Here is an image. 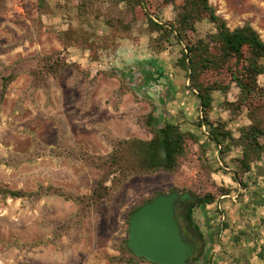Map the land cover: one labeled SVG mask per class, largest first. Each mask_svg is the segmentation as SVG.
<instances>
[{
    "label": "rangeland",
    "instance_id": "rangeland-1",
    "mask_svg": "<svg viewBox=\"0 0 264 264\" xmlns=\"http://www.w3.org/2000/svg\"><path fill=\"white\" fill-rule=\"evenodd\" d=\"M209 1L230 28L249 22L264 40V0ZM49 3L53 13L41 17L44 26L36 31L35 0H5L0 7V70L3 64L19 57L60 51L67 61L86 71L88 77L67 68L58 77L50 78L48 91L39 88L33 93L27 92L30 77L25 73L11 83L0 111V185L32 191L40 184H53L88 193L98 173L68 158L55 157L51 149L62 143L81 146L92 153H106L116 138H147L143 120L148 113L155 116L156 124L178 123L182 129L199 136L197 142L187 141L186 155L177 173L156 172L130 178L111 203L94 206L80 226L55 243L26 245L51 237L45 223L69 217L76 210L72 201L47 196L34 201L0 198V264H115L108 257L118 254L120 242L127 236L128 214L135 206L159 193L188 191L201 197L214 193L217 186L234 185L236 168L231 158L238 156L240 150L228 153L224 164L216 145L202 136L197 123L198 98L185 88L189 82L175 65L177 45L172 44L159 54L153 52L148 46L147 25L138 22L134 24L138 42L117 40L112 50H100L99 59L91 61L83 44L64 50L55 33L65 30L69 22L76 24L75 10L65 0ZM172 18L171 8L160 14L161 20ZM93 24L94 28H85L97 35L105 31L101 22ZM210 29H213L210 23L200 25L201 33ZM147 67H160L171 79L167 88H158L160 110L153 90L145 83L146 75L141 74ZM161 70L158 75H162ZM108 71L115 74L108 76L105 74ZM120 78L126 81L127 90L123 94L118 92ZM259 82L264 84V76L259 77ZM238 92L234 85L226 95L214 91L211 118L228 120L231 114L226 103L234 101ZM246 123L248 119L242 111L236 120L228 122V127L234 132ZM205 164L212 169L209 173ZM222 203L219 211L208 213L207 217L220 216L224 227L219 231L218 220L215 226L203 228L207 246L193 264H245L240 254L234 252L239 239L228 247L227 235L222 238L225 249L220 245L219 235L230 224L224 203L240 209L234 200Z\"/></svg>",
    "mask_w": 264,
    "mask_h": 264
},
{
    "label": "trees",
    "instance_id": "trees-1",
    "mask_svg": "<svg viewBox=\"0 0 264 264\" xmlns=\"http://www.w3.org/2000/svg\"><path fill=\"white\" fill-rule=\"evenodd\" d=\"M74 10L73 20L65 30L55 31L63 49L83 44L89 50L91 61L99 59L100 50H112L119 39L138 42L134 34V24L144 22L149 34V48L159 54L168 50L172 44L179 48L175 62L184 72L188 85L185 88L199 101L197 115L198 127L202 136L219 150V159L233 149L240 154L231 158L235 165L233 180L244 189L247 183L244 175L250 170L252 162L264 159V84L259 77L264 76V40L249 23L230 28L225 18L209 0H65ZM5 0H0V7ZM37 17L33 24L36 31L44 26L41 17L53 13L49 0H35ZM171 8L173 18L161 20L160 14ZM99 23L105 27L101 35L89 32L85 26L94 28ZM203 22L210 23L213 29L200 32ZM83 71L75 62L67 61L66 56L55 51L48 55L34 54L19 57L9 64H3L0 70V111L11 83L20 74H27L30 83L27 92L33 93L39 88L49 89L51 77H58L65 69ZM113 76L114 71L105 72ZM123 94L125 80L120 78ZM238 90L234 101L227 102L231 117L228 120L211 118L213 110V92L226 95L231 86ZM123 86V87H122ZM124 88V89H123ZM245 111L248 123L238 128L235 136L228 122L236 120L240 112ZM144 127L149 137L137 136L116 138L106 153H92L81 146L57 144L51 149L57 158H68L81 163L85 168L96 171L98 177L88 193L58 187L53 184L38 185L35 190L11 189L0 185V198L38 200L41 197H60L72 201L76 210L61 222H46L52 236L26 243L28 246L55 243L64 234L80 226L89 211L101 202L111 203L124 184L134 176H143L164 172L177 173L186 155L187 141L197 142L199 136L184 130L178 123L165 121L156 124L152 113L144 116ZM204 127V131L202 128ZM207 132V134L205 133ZM209 173L212 169L205 164ZM231 188L217 186L214 193H205L200 203L209 204L218 197L228 195ZM160 194V193H159ZM144 203L152 200L155 196ZM143 203V204H144ZM142 205V204H141ZM141 205L135 206L128 214L127 236L120 242L118 254L108 257L115 264H140L150 262L135 255L127 246L128 225L131 214ZM219 211V210H218ZM224 225V223H222Z\"/></svg>",
    "mask_w": 264,
    "mask_h": 264
},
{
    "label": "crops",
    "instance_id": "crops-1",
    "mask_svg": "<svg viewBox=\"0 0 264 264\" xmlns=\"http://www.w3.org/2000/svg\"><path fill=\"white\" fill-rule=\"evenodd\" d=\"M167 10V9H166ZM165 10V11H166ZM124 40V39H119ZM123 43H121V47ZM137 59V58H136ZM160 67L149 68L152 70V76L147 77V86L150 89H154L161 85V88H167L171 84V79L167 77V74L163 73ZM162 72V76L158 75V72ZM158 96L157 93H154ZM197 103L199 101L197 99ZM224 116V115H223ZM235 136L238 135V130L234 131ZM239 151L238 149H234ZM243 181L247 183V187L242 189L237 182L227 185L231 188V192L228 195L218 197L214 202L205 207L208 213H214L222 208L223 200H233L235 204L240 207L239 210L236 207H230L227 203H224L228 209L227 216L230 220L229 226L222 232L220 236V245L223 249L225 246L222 242V238L229 236L227 246L233 244V240H238L234 244V252L240 254L241 261L245 264H264V159L252 162L250 170L244 175ZM236 183V184H235ZM235 187V188H234ZM234 204V205H235ZM214 219L210 220L209 219ZM219 220V231L222 227V219L220 216L210 215L205 218V229H209L212 225L215 226ZM216 222V223H215ZM224 227V225H223ZM213 228V227H212ZM224 240V239H223ZM243 258V259H242ZM238 263L239 259L234 258Z\"/></svg>",
    "mask_w": 264,
    "mask_h": 264
},
{
    "label": "water",
    "instance_id": "water-1",
    "mask_svg": "<svg viewBox=\"0 0 264 264\" xmlns=\"http://www.w3.org/2000/svg\"><path fill=\"white\" fill-rule=\"evenodd\" d=\"M154 97L160 110L158 96ZM176 197V192L160 193L131 214L126 244L135 255L157 264H189L192 249L175 219Z\"/></svg>",
    "mask_w": 264,
    "mask_h": 264
},
{
    "label": "flooded vegetation",
    "instance_id": "flooded-vegetation-1",
    "mask_svg": "<svg viewBox=\"0 0 264 264\" xmlns=\"http://www.w3.org/2000/svg\"><path fill=\"white\" fill-rule=\"evenodd\" d=\"M153 68V67H151ZM144 69L141 74L142 77L146 75L147 77L152 76V70L148 71ZM147 81V80H146ZM145 83L147 84V82ZM161 85L155 87L153 90L154 93H158ZM152 97V96H151ZM154 99V98H153ZM176 192L177 197L174 201V212L175 219L179 225L183 240L191 247L192 256L189 264L197 262L205 252L207 243L204 235L203 228H205V218H207V206L210 204L200 203V197L191 194L188 191H171L166 194ZM202 225V226H201ZM200 254V255H199ZM199 255V256H198Z\"/></svg>",
    "mask_w": 264,
    "mask_h": 264
}]
</instances>
